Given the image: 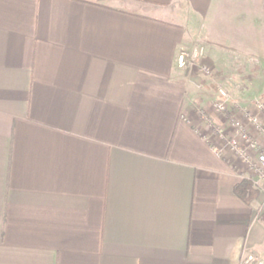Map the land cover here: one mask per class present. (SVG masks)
Returning <instances> with one entry per match:
<instances>
[{"label": "crops", "instance_id": "obj_1", "mask_svg": "<svg viewBox=\"0 0 264 264\" xmlns=\"http://www.w3.org/2000/svg\"><path fill=\"white\" fill-rule=\"evenodd\" d=\"M211 80L264 96V0H0V264L264 258Z\"/></svg>", "mask_w": 264, "mask_h": 264}, {"label": "built area", "instance_id": "obj_2", "mask_svg": "<svg viewBox=\"0 0 264 264\" xmlns=\"http://www.w3.org/2000/svg\"><path fill=\"white\" fill-rule=\"evenodd\" d=\"M204 50L195 47L182 52L177 57L179 66H197L198 72L210 77L212 70L202 64ZM217 99L211 109L226 118V125L214 127L211 134L217 136L220 151L226 150L233 158L242 163L252 176L256 186L264 189V150L258 144V138L264 140V96L249 104L241 105L234 101L229 88L216 83ZM213 139V138H212ZM253 153L255 155L253 156ZM242 264H264V259L255 254H245Z\"/></svg>", "mask_w": 264, "mask_h": 264}, {"label": "trees", "instance_id": "obj_3", "mask_svg": "<svg viewBox=\"0 0 264 264\" xmlns=\"http://www.w3.org/2000/svg\"><path fill=\"white\" fill-rule=\"evenodd\" d=\"M234 192L246 203L250 202L258 194L248 180H243L239 185L234 188Z\"/></svg>", "mask_w": 264, "mask_h": 264}, {"label": "rangeland", "instance_id": "obj_4", "mask_svg": "<svg viewBox=\"0 0 264 264\" xmlns=\"http://www.w3.org/2000/svg\"><path fill=\"white\" fill-rule=\"evenodd\" d=\"M247 2H249V0H247ZM208 78H209V77H208ZM210 79H211V78H210ZM215 82H216V81L211 80V83H213L212 85L214 86V87H213V88H214L213 90H214V92L216 93V90H215V89H216V86H215L216 83H215ZM212 103H213V102H212ZM261 258H262V257H261ZM263 259H264V258H263Z\"/></svg>", "mask_w": 264, "mask_h": 264}]
</instances>
